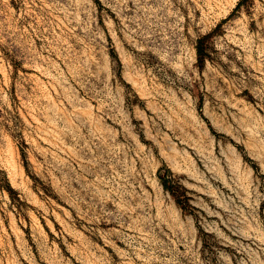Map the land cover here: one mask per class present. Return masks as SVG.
Returning a JSON list of instances; mask_svg holds the SVG:
<instances>
[{
  "label": "rangeland",
  "instance_id": "obj_1",
  "mask_svg": "<svg viewBox=\"0 0 264 264\" xmlns=\"http://www.w3.org/2000/svg\"><path fill=\"white\" fill-rule=\"evenodd\" d=\"M0 264H264V0H0Z\"/></svg>",
  "mask_w": 264,
  "mask_h": 264
},
{
  "label": "trees",
  "instance_id": "obj_2",
  "mask_svg": "<svg viewBox=\"0 0 264 264\" xmlns=\"http://www.w3.org/2000/svg\"><path fill=\"white\" fill-rule=\"evenodd\" d=\"M196 53H197V60L199 62H202L203 61V56H202V48H201L200 45H197L196 46ZM162 186H163V188L165 190L171 191L170 186L168 185V181L167 180H163L162 181Z\"/></svg>",
  "mask_w": 264,
  "mask_h": 264
}]
</instances>
